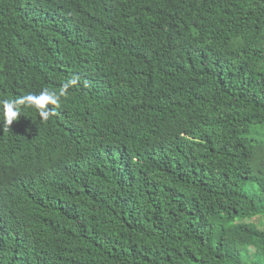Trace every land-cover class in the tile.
Returning a JSON list of instances; mask_svg holds the SVG:
<instances>
[{
	"label": "trees",
	"instance_id": "trees-1",
	"mask_svg": "<svg viewBox=\"0 0 264 264\" xmlns=\"http://www.w3.org/2000/svg\"><path fill=\"white\" fill-rule=\"evenodd\" d=\"M0 264H264V0H0Z\"/></svg>",
	"mask_w": 264,
	"mask_h": 264
},
{
	"label": "clouds",
	"instance_id": "clouds-1",
	"mask_svg": "<svg viewBox=\"0 0 264 264\" xmlns=\"http://www.w3.org/2000/svg\"><path fill=\"white\" fill-rule=\"evenodd\" d=\"M79 80L78 76H73L64 85V90L59 94L56 92H50L45 89L39 93V95L29 93L26 96L18 98L16 100H3L0 101V105L3 107L4 123L6 126L12 125L13 121H16L20 115L19 106L26 105L28 107H35L42 119L47 120L49 117V112L54 109H49L47 105L51 104L55 107L60 105V97L63 96L67 88L71 85H75Z\"/></svg>",
	"mask_w": 264,
	"mask_h": 264
}]
</instances>
